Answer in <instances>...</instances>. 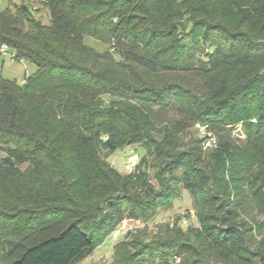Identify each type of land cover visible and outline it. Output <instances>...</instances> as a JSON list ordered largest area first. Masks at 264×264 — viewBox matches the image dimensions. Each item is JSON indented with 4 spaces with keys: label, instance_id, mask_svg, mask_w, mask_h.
Here are the masks:
<instances>
[{
    "label": "trees",
    "instance_id": "obj_1",
    "mask_svg": "<svg viewBox=\"0 0 264 264\" xmlns=\"http://www.w3.org/2000/svg\"><path fill=\"white\" fill-rule=\"evenodd\" d=\"M36 1L49 23L33 2L0 10V45L36 66L21 84L0 76V264H78L182 190L198 225L177 227L170 257L264 264V0ZM132 144L145 154L121 174L106 157ZM117 245L124 264L155 258L137 234Z\"/></svg>",
    "mask_w": 264,
    "mask_h": 264
},
{
    "label": "rangeland",
    "instance_id": "obj_2",
    "mask_svg": "<svg viewBox=\"0 0 264 264\" xmlns=\"http://www.w3.org/2000/svg\"><path fill=\"white\" fill-rule=\"evenodd\" d=\"M30 2H33L32 7L35 16L40 18L43 23H49V14L47 10L36 0H0V10L9 8L11 11H14L15 6L20 5L21 3L30 4ZM83 42L98 51L103 50L107 46L105 43L89 36H85ZM22 65L23 69L20 68L17 62H15L9 55L0 53V76L4 78L18 79L23 70L29 75L36 69V66L33 63L25 60L22 62ZM243 132L241 123H237L232 131L233 135L241 138L244 137ZM200 134H202L201 131ZM133 151L137 152L140 157L145 154L143 146L132 144L116 150L106 158L119 173H129L131 169L127 165V157ZM5 155V149L0 148V159ZM23 166L24 165L21 167ZM147 173L151 183L157 186L155 170L149 169ZM243 216L249 221L252 217L261 219V216L257 215L255 211H250L249 209L246 210V214H243ZM197 225L198 222L195 217L189 193L186 190H182L181 196L174 198L171 208L159 209L156 215L148 221H144L138 216L124 217L117 227L106 236L105 240L95 248L92 254L81 260L78 264H124V261L127 258V253L131 252L132 249H129L128 247V251L122 250L118 247L119 245H117V243L123 239L129 241L130 237L134 234L138 235L139 241L146 244L139 247L142 252L140 255L141 259L150 261L151 256H155L150 264H162L160 262V257L164 256L168 258L170 264H179V256L170 257V254L174 253L177 249V227L181 228L183 231L187 229V227H197ZM259 238L260 235H256V239ZM159 239L168 241L169 244L167 246L151 244L152 241H157ZM253 245L255 246L256 242H254Z\"/></svg>",
    "mask_w": 264,
    "mask_h": 264
},
{
    "label": "built area",
    "instance_id": "obj_3",
    "mask_svg": "<svg viewBox=\"0 0 264 264\" xmlns=\"http://www.w3.org/2000/svg\"><path fill=\"white\" fill-rule=\"evenodd\" d=\"M0 53L4 55H9L12 57V52H10L8 46L6 44H1L0 45ZM196 127L201 131L203 136L205 137L204 140L202 141V147L203 149H211L215 148L217 145V140L214 134L206 129L205 125H198L196 124ZM139 154L135 151L131 152L128 157H127V165L133 171L137 164L139 163Z\"/></svg>",
    "mask_w": 264,
    "mask_h": 264
},
{
    "label": "crops",
    "instance_id": "obj_4",
    "mask_svg": "<svg viewBox=\"0 0 264 264\" xmlns=\"http://www.w3.org/2000/svg\"><path fill=\"white\" fill-rule=\"evenodd\" d=\"M14 61L17 62V64L19 65V67L23 69L22 62H23L24 60H19V61L14 60ZM33 72H34V71H33ZM33 72H32V73H33ZM25 76H27V74H26L25 70H23L21 76H20L18 79H16V78H12V79H11V78H6V79L16 80L19 84H21V83H23V80H24ZM3 78H4V77H3Z\"/></svg>",
    "mask_w": 264,
    "mask_h": 264
},
{
    "label": "water",
    "instance_id": "obj_5",
    "mask_svg": "<svg viewBox=\"0 0 264 264\" xmlns=\"http://www.w3.org/2000/svg\"><path fill=\"white\" fill-rule=\"evenodd\" d=\"M24 7V6H23Z\"/></svg>",
    "mask_w": 264,
    "mask_h": 264
}]
</instances>
